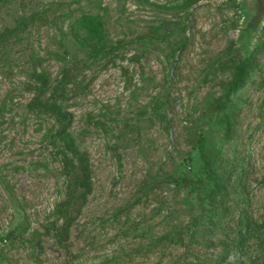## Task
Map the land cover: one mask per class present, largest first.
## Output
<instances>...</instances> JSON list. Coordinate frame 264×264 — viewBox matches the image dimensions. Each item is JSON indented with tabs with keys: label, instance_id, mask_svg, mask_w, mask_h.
<instances>
[{
	"label": "rangeland",
	"instance_id": "1",
	"mask_svg": "<svg viewBox=\"0 0 264 264\" xmlns=\"http://www.w3.org/2000/svg\"><path fill=\"white\" fill-rule=\"evenodd\" d=\"M255 14L256 0H0V264H264Z\"/></svg>",
	"mask_w": 264,
	"mask_h": 264
},
{
	"label": "trees",
	"instance_id": "2",
	"mask_svg": "<svg viewBox=\"0 0 264 264\" xmlns=\"http://www.w3.org/2000/svg\"><path fill=\"white\" fill-rule=\"evenodd\" d=\"M264 19V0H256V14L252 21L248 24L247 30L249 32L255 31L259 25L262 23ZM81 26L83 29L87 31L88 34L98 37L102 33V26L100 22L98 21L97 18L92 17V16H85L80 20ZM255 63L254 61H245L241 64H237L235 67V79L233 84L230 87V92H236L238 91L242 85L245 83L249 70L251 67H254ZM55 113H58L59 115H63L61 111L56 108H54ZM65 117L70 118V121H72V116L69 114H65ZM62 141L65 142V144L69 147H74L73 146V141L71 140V137L68 133H63L61 138ZM200 151H201V156L202 159L206 165V168L208 169L209 173H213V162L209 158V156L206 154L204 150V145L203 142L200 144ZM85 165V164H84ZM83 171V175L85 176V182L88 181L89 176H88V167L85 165ZM219 185L220 188H223V184H216Z\"/></svg>",
	"mask_w": 264,
	"mask_h": 264
}]
</instances>
